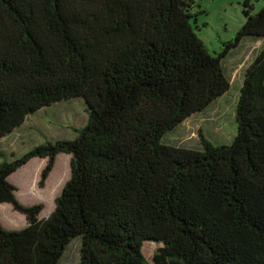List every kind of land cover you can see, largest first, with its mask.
<instances>
[{
	"label": "trees",
	"instance_id": "1",
	"mask_svg": "<svg viewBox=\"0 0 264 264\" xmlns=\"http://www.w3.org/2000/svg\"><path fill=\"white\" fill-rule=\"evenodd\" d=\"M195 0H0V142L30 116L84 97L74 140L35 145L0 163V204L26 216L0 224V264H264V7L225 50L198 35ZM248 37L263 43L245 72L231 144L198 149L167 136L224 96V59ZM254 40V39H253ZM255 40V41H256ZM71 156L48 217L22 205L10 176L32 158ZM0 151V156H4ZM156 243L147 258L145 244Z\"/></svg>",
	"mask_w": 264,
	"mask_h": 264
},
{
	"label": "rangeland",
	"instance_id": "2",
	"mask_svg": "<svg viewBox=\"0 0 264 264\" xmlns=\"http://www.w3.org/2000/svg\"><path fill=\"white\" fill-rule=\"evenodd\" d=\"M244 2L245 0H195L196 6L193 12L197 14V32L212 54H220L225 50V43L236 39L238 31L246 22ZM251 2L254 6L253 13L264 7V0H251ZM255 40L254 37H248L231 49L230 55L224 59L225 73L231 87L208 110L191 116L177 131L169 134L167 136L169 144L198 149L202 145L201 136L214 144L225 145L233 142L238 132L236 105L240 89L244 84L245 72L260 53L264 42ZM88 109L84 97H76L32 114L24 126L0 142V151L5 154L0 156V163L5 156L8 161L23 156L37 144L74 140L77 135L75 130L82 128L88 122ZM70 159L71 156L67 153L58 156L53 172L43 188L40 187L39 182L47 158H32L25 166L13 173L10 182L18 188L16 195L21 204L43 203L44 209L41 214L52 209L57 196L63 190L66 181L70 179ZM10 205L5 203L0 205V224L7 230L10 228L6 227L3 221L13 224L16 221L20 222L21 219H27ZM159 246L152 242L145 244L146 257L150 258L158 251ZM80 251L81 240L76 238L69 245L61 263L78 264Z\"/></svg>",
	"mask_w": 264,
	"mask_h": 264
},
{
	"label": "crops",
	"instance_id": "3",
	"mask_svg": "<svg viewBox=\"0 0 264 264\" xmlns=\"http://www.w3.org/2000/svg\"><path fill=\"white\" fill-rule=\"evenodd\" d=\"M9 180H10V178H9ZM2 204H4V203H1L0 205H2ZM6 205H9V203H5ZM11 206V205H10ZM12 207V206H11ZM54 208H55V205L52 207V209L50 208V210L48 211V212H46L45 214H41L40 215V218H45V217H48L49 215H50V213H52L53 211H54ZM13 209V208H12ZM12 211H14V210H12ZM44 215H45V217H44ZM3 221V220H2ZM3 223L5 224V226L6 227H9L10 228V230H12V229H22L23 227H25L26 225H27V220L26 219H21V221L20 222H18V221H16V222H13V224H11V223H6L5 221H3ZM17 225V227H14V226H16ZM14 227V228H13Z\"/></svg>",
	"mask_w": 264,
	"mask_h": 264
}]
</instances>
